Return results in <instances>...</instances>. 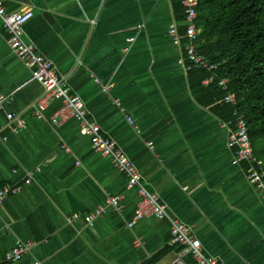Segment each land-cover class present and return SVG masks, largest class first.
<instances>
[{"label":"crops","instance_id":"0c3cea01","mask_svg":"<svg viewBox=\"0 0 264 264\" xmlns=\"http://www.w3.org/2000/svg\"><path fill=\"white\" fill-rule=\"evenodd\" d=\"M4 1L10 13H35L25 40L53 62L88 120L190 227L205 254L222 264H264V193L250 183V166L234 162L228 121L192 90L195 79L180 63L186 42L169 34L173 24L181 27L174 1ZM35 72L10 48L0 19V95L7 99L0 190H20L0 205V264H13L5 257L17 242L32 247L14 264H171L179 246L170 223L151 217L128 227L137 189L94 152L77 121L53 124L62 103L40 106ZM109 196L121 197L119 211L105 205Z\"/></svg>","mask_w":264,"mask_h":264},{"label":"built area","instance_id":"2783aa9c","mask_svg":"<svg viewBox=\"0 0 264 264\" xmlns=\"http://www.w3.org/2000/svg\"><path fill=\"white\" fill-rule=\"evenodd\" d=\"M198 5L199 0H183L184 22L182 26L185 28V32L180 33V26L173 24L170 27L169 34L177 44H181L183 41L186 42V55L180 59V63L186 70L204 69L208 73H212L216 66L210 61L208 56L199 52L198 37L200 31L196 25ZM34 17L35 13L31 10L10 13L7 10L5 1L0 0V19L8 34V44L17 56L25 60L31 69L36 70L33 80L43 86L44 96L40 100V106L46 105L49 101H60L62 103V107L56 114L53 124L58 125L70 119L77 121L85 134L91 139L94 152L110 159L116 169L126 176L127 187L137 189L140 200L134 219L128 223V227H134L137 222L145 218L156 217L166 220L171 225L172 245L179 246V251L171 264H186L188 256L196 264H222L218 258L205 254L201 241L191 233L190 227L171 214L167 204L163 202L160 196L152 193L142 182L141 175L134 164L116 149L113 141L102 136L101 129L96 123L88 120V114L81 99L69 93L70 91L65 87L64 81L58 76L53 62L44 54L37 53L35 45L25 40V26ZM212 81V79L206 80L205 85ZM95 82L100 84L98 80ZM217 86L224 92L229 90L228 81L225 79L220 80ZM103 91L107 93L109 89L104 88ZM6 100L0 95V113L3 111ZM222 102L226 105H237L235 94H227ZM7 119L9 122L8 127L12 131H16V127L13 128L11 125L15 120V116L10 114ZM128 122L132 123V120H128ZM224 125L229 131L228 146L234 150V162L237 164L246 163L250 166V183L259 192L264 193V168L256 156L246 118L235 113L234 119ZM17 126L23 127L25 123L19 122ZM1 140L7 141V138H0ZM19 191V188L14 187L1 189L0 205L11 196H15ZM105 205L119 211L121 209V197L109 196L105 199ZM102 212L103 208L101 207L95 213L90 214L87 217L88 222L92 224ZM31 247L32 244L30 242H17L6 255L5 260L13 264L17 263L29 252ZM35 264L43 263L37 262Z\"/></svg>","mask_w":264,"mask_h":264},{"label":"trees","instance_id":"16d2710c","mask_svg":"<svg viewBox=\"0 0 264 264\" xmlns=\"http://www.w3.org/2000/svg\"><path fill=\"white\" fill-rule=\"evenodd\" d=\"M173 1L184 33L183 0ZM196 25L199 52L216 68L212 73L191 70L192 90L225 121L235 113L246 118L256 156L264 165V0H199ZM208 77L213 82L204 87ZM223 79L229 84L227 92L217 86ZM227 94H235L236 106L222 103ZM187 259L186 264H195Z\"/></svg>","mask_w":264,"mask_h":264}]
</instances>
